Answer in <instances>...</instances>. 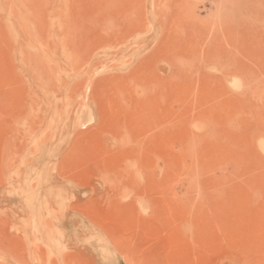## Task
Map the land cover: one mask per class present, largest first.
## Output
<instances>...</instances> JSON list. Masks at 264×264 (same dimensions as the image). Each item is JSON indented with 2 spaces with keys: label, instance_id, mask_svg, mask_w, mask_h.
<instances>
[{
  "label": "rangeland",
  "instance_id": "obj_1",
  "mask_svg": "<svg viewBox=\"0 0 264 264\" xmlns=\"http://www.w3.org/2000/svg\"><path fill=\"white\" fill-rule=\"evenodd\" d=\"M0 264H264V0H0Z\"/></svg>",
  "mask_w": 264,
  "mask_h": 264
}]
</instances>
